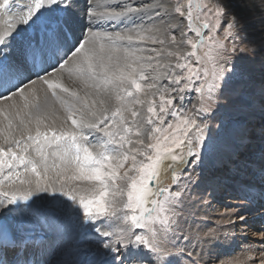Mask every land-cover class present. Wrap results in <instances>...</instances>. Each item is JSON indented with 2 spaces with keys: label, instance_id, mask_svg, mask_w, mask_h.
<instances>
[{
  "label": "snow or ice",
  "instance_id": "1",
  "mask_svg": "<svg viewBox=\"0 0 264 264\" xmlns=\"http://www.w3.org/2000/svg\"><path fill=\"white\" fill-rule=\"evenodd\" d=\"M240 175L233 228L264 209V0H0V264H264V230L229 260L189 230Z\"/></svg>",
  "mask_w": 264,
  "mask_h": 264
},
{
  "label": "bare ground",
  "instance_id": "2",
  "mask_svg": "<svg viewBox=\"0 0 264 264\" xmlns=\"http://www.w3.org/2000/svg\"><path fill=\"white\" fill-rule=\"evenodd\" d=\"M18 2H20V3H22V1H20V0H18ZM243 178H245L244 180H240V179H236L237 181L235 182V187L236 188H233L231 185H230V182H232L233 181V177L234 176H227V177H225V185H227V187H225L224 185H222L218 190H217V195H216V197L213 199L208 193H210L211 192V190L209 189V190H207V192L206 191H204V189L201 187V188H198L199 190H198V192H197V195H196V197L198 196V200L200 201V202H202V203H204L205 205H207L208 206V208H205V209H202V210H200V208H199V206L197 205V204H195V206L192 208V209H190V213H188V208H187V216H188V219H189V221H190V219L192 218V219H197V220H200V221H204V222H206V223H211L212 221L211 220H215V219H217V220H215L214 222H215V224L218 226V229L216 228V230H227L228 229V231L229 230H231V228H232V226H230L229 224H228V221H231V220H233V219H235V220H238V217L237 216H235V215H232V213H235L236 211H237V205L238 204H245V202L246 201H244L243 199H241L240 198V196H241V193H240V189L241 188H243L244 187V184H245V182H249V181H252V178L251 177H248V176H244V175H241ZM238 178V177H237ZM252 182H254V181H252ZM228 189V191H226V190ZM234 190H236V191H234ZM196 190H194L193 191V193L195 192ZM249 191H252L251 189H249ZM228 192V193H227ZM255 192H259V189L257 188V189H255ZM228 196V197H230V198H232L233 200H231V199H229V200H225L224 199V197L223 196ZM191 196V195H190ZM196 201V200H195ZM217 203H225V204H228V205H230V208H228V209H226V210H222V211H220V210H217L215 207H217L218 206V204ZM247 203V202H246ZM249 208H250V210L249 211H260L261 212V210L262 209H260L259 207H258V204L257 203H254V205L252 204V205H250L249 206ZM264 210V209H263ZM240 211H243V210H240ZM248 211V212H249ZM258 211V212H259ZM253 213V212H252ZM241 216H247L248 217V221L249 220H253V219H257V218H259V219H261L262 217L259 215V213H256V214H252V215H247V214H242ZM227 217V218H226ZM262 219H264V218H262ZM249 224V226L251 227V228H258V227H256V225H254V224H252V222H248ZM212 224V223H211ZM214 224V225H215ZM262 226V225H261ZM260 226V227H261ZM189 226L188 225H185V228L186 229H189L188 228ZM191 227V226H190ZM236 229H234V233H233V235L232 236H230V237H232V243H234V245L235 244H237V243H239L240 242V240L242 239V238H239L238 239V237H239V235H242V232H239V229L240 228H242V224H237L236 225ZM249 227V228H250ZM208 228H210V229H212V226H208V227H204V226H202L201 227V225H199V227H197V228H195L194 226H192V229L194 230V231H192V233L193 234H195V233H197V232H199L200 234H202L203 232H206V231H208L209 229ZM246 228V227H245ZM243 229H244V227H243ZM190 230V229H189ZM224 233V232H223ZM259 233H260V231H259ZM248 234L250 235V237L252 238V240L254 241V242H256V243H258V244H260L259 243V236H260V234H258L257 232H252L251 230H249L248 231ZM246 236V235H245ZM242 242L243 241H241L239 244H238V246H240V248H241V244H242ZM246 247V246H245ZM244 252V251H243ZM240 253V252H239ZM245 253L246 254H244V255H242L240 258L238 257V258H231V259H243L245 256H248V255H256V254H254V253H251V252H248V251H246L245 250ZM213 255L215 256L216 255V252L213 250ZM67 256V255H66ZM67 258V257H66ZM226 260V259H225ZM229 260V259H228ZM69 264H71L70 263V261H69ZM210 264H212L211 262H210Z\"/></svg>",
  "mask_w": 264,
  "mask_h": 264
},
{
  "label": "rangeland",
  "instance_id": "3",
  "mask_svg": "<svg viewBox=\"0 0 264 264\" xmlns=\"http://www.w3.org/2000/svg\"><path fill=\"white\" fill-rule=\"evenodd\" d=\"M20 1H22V3L25 2V0H20ZM202 2H210V0H202ZM81 3H83V0H81ZM170 164H171V161L170 160H166V161L162 162L161 167H160V182L164 186L172 184V170L169 167ZM183 167L184 166L182 164L176 165V171H177L178 174L181 173ZM197 171H199V170H197ZM193 175H195V174H193ZM236 179L244 180L245 178H243L241 175L240 176H234L233 177V181L230 182V185L233 188H236L235 187V182L237 181ZM184 182L185 181L182 179L181 180V184H183ZM194 190H196V191L193 193ZM198 190H199L198 188L193 189L192 192H191V196H187L186 197L187 204H188V207H187L188 208V213H190V209H192L195 206V204H197L199 206L200 210L208 208L207 205H205L204 203H202V202H200L198 200V196L196 197ZM226 191H228V189ZM234 191H236V190H234ZM223 197H224L225 200H229V199L233 200L232 198L228 197L227 195L223 196ZM217 204H218V206L215 207V208L217 210H220V211L230 208V205L225 204V203L224 204L223 203H217ZM249 210H250V208L248 207L247 210L240 211V215H242V214L252 215V214L260 213L259 210H258L259 212L258 211L254 212L252 210L251 211H249ZM261 211H264V210L262 209ZM215 220H217V219H215ZM215 220H211L212 221L211 222L212 224H211V223H206L204 221H200V220L191 218L190 221H189L190 222V226H191L190 227V231L191 232L194 231L192 229V226L197 228V227H199V225H201V227L202 226H204V227L212 226V229L216 230V228L218 229V226L215 224V222H214ZM233 220H235V219H233ZM248 222H252V224L256 225V227H258V228H251L248 225L249 224ZM248 222L246 224H242V228L239 229V232H242V235H239L238 239L242 238L240 240V242L243 241L242 244H241V248H240V246H238V244L240 242L234 245V243H232V241H233L232 237H230V236L233 235L234 229H236L237 227H234V228L232 227L231 230H229V231H228V229L224 230V231L223 230H216L218 233L221 234L222 237H223L224 234H227V236H228V243L224 247L214 249V251L216 252V255H219L221 257V259H223V260H225V259L228 260V259H231V258H238V257L240 258L242 255L246 254L245 250L247 251L249 245H251L253 247H256V248H259L261 246L260 244L254 242L252 240V238L248 234V231L251 230L252 232H257L258 234H260L259 231L261 232V230H264V220L262 218L261 219L257 218V219L249 220ZM243 227H244V229H243ZM208 229H210V228H208ZM254 254H256V253H254ZM66 257H67L66 259L68 261H70L71 264H72L73 261H76V260L84 258L83 254L82 253H78L77 249H75L74 247H70L69 248L68 254H67Z\"/></svg>",
  "mask_w": 264,
  "mask_h": 264
}]
</instances>
